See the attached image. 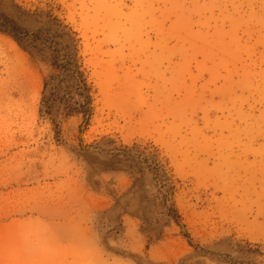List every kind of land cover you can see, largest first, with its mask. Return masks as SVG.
<instances>
[{"label": "rangeland", "instance_id": "rangeland-1", "mask_svg": "<svg viewBox=\"0 0 264 264\" xmlns=\"http://www.w3.org/2000/svg\"><path fill=\"white\" fill-rule=\"evenodd\" d=\"M130 6L0 0L91 97L47 113L51 50L0 26V264H264V0Z\"/></svg>", "mask_w": 264, "mask_h": 264}, {"label": "trees", "instance_id": "trees-1", "mask_svg": "<svg viewBox=\"0 0 264 264\" xmlns=\"http://www.w3.org/2000/svg\"><path fill=\"white\" fill-rule=\"evenodd\" d=\"M5 31H8L13 38L25 49H30L38 54H43L44 48L51 45V53L49 55L53 73L49 75L44 82L43 91L48 90L49 95H44L42 104L46 108L47 113H51L52 103L56 100L63 103L68 111L80 112L88 114L91 97L88 93L83 73L80 71V65L77 62V50L72 44L70 33L63 29L55 30L52 34L53 38H43L41 43H35L38 36L29 35L27 31L16 27L12 21L4 17L0 23ZM58 25V24H57ZM66 28V26H64ZM50 30V29H49ZM65 39L63 48H58L60 39ZM42 45V46H41ZM48 46V47H47ZM76 96V97H75ZM54 97V98H52Z\"/></svg>", "mask_w": 264, "mask_h": 264}, {"label": "bare ground", "instance_id": "bare-ground-1", "mask_svg": "<svg viewBox=\"0 0 264 264\" xmlns=\"http://www.w3.org/2000/svg\"><path fill=\"white\" fill-rule=\"evenodd\" d=\"M153 2L150 0H131V6L128 7L127 9L131 10V12H128V20L132 22V24H136L134 26L133 31L134 35L136 36L138 33V29L140 27V22L142 23V20L144 19L145 14L149 10V6ZM119 7V6H118ZM146 17V16H145ZM150 41V39H148ZM150 43V42H149ZM148 43V45H149Z\"/></svg>", "mask_w": 264, "mask_h": 264}, {"label": "snow or ice", "instance_id": "snow-or-ice-1", "mask_svg": "<svg viewBox=\"0 0 264 264\" xmlns=\"http://www.w3.org/2000/svg\"><path fill=\"white\" fill-rule=\"evenodd\" d=\"M37 22H39V21H37ZM49 47H50V49H51V45H49Z\"/></svg>", "mask_w": 264, "mask_h": 264}]
</instances>
